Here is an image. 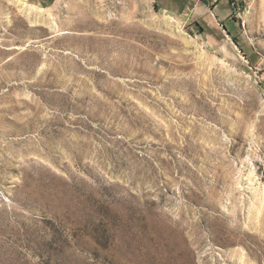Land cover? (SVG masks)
Masks as SVG:
<instances>
[{"label": "rangeland", "instance_id": "1", "mask_svg": "<svg viewBox=\"0 0 264 264\" xmlns=\"http://www.w3.org/2000/svg\"><path fill=\"white\" fill-rule=\"evenodd\" d=\"M185 1L0 0V264H264V0Z\"/></svg>", "mask_w": 264, "mask_h": 264}, {"label": "crops", "instance_id": "2", "mask_svg": "<svg viewBox=\"0 0 264 264\" xmlns=\"http://www.w3.org/2000/svg\"><path fill=\"white\" fill-rule=\"evenodd\" d=\"M174 2H178V3H185V0H173ZM190 1H194V0H190ZM208 2L202 1L203 2V6L206 7L210 16H212L216 21H218V25L220 27H225L224 24L228 21H231L232 17L230 16L231 13V9L229 7V3L227 0H206ZM223 5L224 6V10L222 13V16H219L215 10L220 6ZM211 8V9H210ZM213 8V9H212Z\"/></svg>", "mask_w": 264, "mask_h": 264}, {"label": "built area", "instance_id": "3", "mask_svg": "<svg viewBox=\"0 0 264 264\" xmlns=\"http://www.w3.org/2000/svg\"><path fill=\"white\" fill-rule=\"evenodd\" d=\"M230 4H231L232 7L234 8V11L236 10V13H237V10H238V9H236V7H237V3L234 2L233 0H230ZM236 13H235V14H236Z\"/></svg>", "mask_w": 264, "mask_h": 264}, {"label": "trees", "instance_id": "4", "mask_svg": "<svg viewBox=\"0 0 264 264\" xmlns=\"http://www.w3.org/2000/svg\"><path fill=\"white\" fill-rule=\"evenodd\" d=\"M230 33V32H229ZM231 34V33H230ZM232 35V34H231ZM234 37V41L236 40V37L234 35H232ZM237 43V41H235Z\"/></svg>", "mask_w": 264, "mask_h": 264}]
</instances>
